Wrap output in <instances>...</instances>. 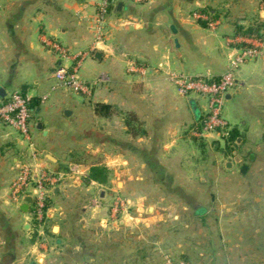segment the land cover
<instances>
[{"label":"crops","instance_id":"1","mask_svg":"<svg viewBox=\"0 0 264 264\" xmlns=\"http://www.w3.org/2000/svg\"><path fill=\"white\" fill-rule=\"evenodd\" d=\"M96 1L2 0L0 93L29 97L33 121L28 137L0 123V264H264V0L115 4L79 68L86 98L58 85L73 60L45 41L89 50ZM254 36L262 54L237 70L228 137L193 138L205 102L179 96L169 75L219 76L238 52L231 41ZM96 162L105 183L89 179ZM24 164L63 177L46 223L53 251L37 250L10 203Z\"/></svg>","mask_w":264,"mask_h":264},{"label":"built area","instance_id":"2","mask_svg":"<svg viewBox=\"0 0 264 264\" xmlns=\"http://www.w3.org/2000/svg\"><path fill=\"white\" fill-rule=\"evenodd\" d=\"M117 2H127L131 5H144L149 0H99L96 1V19L94 27L95 40L89 50L77 54H71L63 49L55 41H45L48 48L64 58H71L73 64L69 69L59 68L54 72V77L61 87L89 98L92 95V85L82 81L78 72L83 59L97 51V46L105 40L103 30L108 24V15L111 7ZM2 0H0L1 6ZM194 18L207 21L206 15L195 14ZM212 28L217 23H210ZM232 43L240 45L237 54L228 58L226 70L219 76L212 75H188L173 73L169 75L170 81L181 97H195L205 102L206 110L190 131V135L198 140L204 139L209 134H217L221 138L228 137L229 127L223 115L225 97L236 86L237 70L245 63L252 61L262 54V41L257 37H236ZM33 121V109L29 97L19 92H13L0 99V123L17 133L28 137ZM35 156V155H34ZM63 177L56 172L41 168L36 164L21 165L14 177L9 182V200L18 210L27 196L31 197L26 213L28 221L33 227V232L38 240L48 249L51 244L46 235V223L51 217V194L62 181ZM117 205L113 203L112 213H116ZM44 247V250L47 248ZM185 264V263H175Z\"/></svg>","mask_w":264,"mask_h":264},{"label":"rangeland","instance_id":"3","mask_svg":"<svg viewBox=\"0 0 264 264\" xmlns=\"http://www.w3.org/2000/svg\"><path fill=\"white\" fill-rule=\"evenodd\" d=\"M224 106H225V104H224ZM224 107H223V115H224ZM10 129V128H9ZM217 135V134H216ZM221 138V137H220ZM96 163H98V162H96ZM99 164V163H98ZM99 166H101V167H104L105 168V166L103 165V164H99ZM113 202L114 201H109V202H107V204H106V209H108V211H109V214H110V212L112 211V209H113ZM121 209H123V207H117V209H116V215L115 216H117V214L119 213V211L121 210ZM28 223H29V227H30V230H31V233L34 235V238H35V245H36V248H37V250L38 251H40V252H44V251H49V250H54L55 249V246L51 243L50 244V246H49V249H48V245H47V247L43 244V242H40L39 240H38V237H37V235L33 232V227H32V225H31V223L28 221ZM48 234H49V232H48ZM43 246H45L47 249L46 250H44V247Z\"/></svg>","mask_w":264,"mask_h":264},{"label":"trees","instance_id":"4","mask_svg":"<svg viewBox=\"0 0 264 264\" xmlns=\"http://www.w3.org/2000/svg\"><path fill=\"white\" fill-rule=\"evenodd\" d=\"M103 106H97L101 108ZM89 179L97 183H105L107 180V169L101 166H93L89 170Z\"/></svg>","mask_w":264,"mask_h":264},{"label":"water","instance_id":"5","mask_svg":"<svg viewBox=\"0 0 264 264\" xmlns=\"http://www.w3.org/2000/svg\"><path fill=\"white\" fill-rule=\"evenodd\" d=\"M122 8V3L121 2H117L116 5H115V10L117 12H120ZM96 57L99 58L100 57V54L97 53L96 54ZM1 92V91H0ZM0 97H4V93H0ZM229 98V94L226 95L225 97V100H227ZM38 128H40V126H38ZM245 168H243L244 170ZM32 202L31 200V197L30 196H27L25 199H24V203L19 207V210L22 211L23 213H27L28 211V208H29V204Z\"/></svg>","mask_w":264,"mask_h":264}]
</instances>
